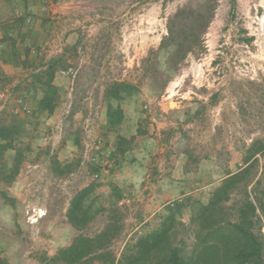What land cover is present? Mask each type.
Returning a JSON list of instances; mask_svg holds the SVG:
<instances>
[{
	"label": "rangeland",
	"instance_id": "1",
	"mask_svg": "<svg viewBox=\"0 0 264 264\" xmlns=\"http://www.w3.org/2000/svg\"><path fill=\"white\" fill-rule=\"evenodd\" d=\"M205 1L49 0L35 3H43L45 7L72 3L77 14L67 25L72 26L79 20V31L84 32L79 44L84 49L78 54L72 41L66 55L53 58L61 60L54 80L58 96L53 116L38 111L42 91L31 86L35 73L27 72L24 67L13 74L1 75L0 120L6 124L14 120L23 122L26 131L18 145L29 147L16 181L9 186L0 183V191L14 200L6 202L0 195V259L5 264H50V260L60 250L68 248L78 235L94 237L103 231L112 210L119 209L118 216L122 220L121 235L112 245L117 257L128 242L157 227L159 223L151 230L144 226L140 229L142 234L136 232L129 237L135 227L129 223L128 210L112 200L113 194L103 175L110 170L107 149L114 146L116 133L108 131L104 121L108 104L116 107L119 103L107 102L104 92L113 83L110 80L123 78L124 82L139 88L138 93L120 102L126 110L127 121L132 122L133 115L148 111L150 100L158 95L153 91L144 62L154 49L148 51L139 69H131L124 77L123 50L128 44L124 37L134 38L136 34L152 37L156 33L164 38L170 17L189 3L199 5ZM233 1H217L214 19L203 37L205 49L189 55L161 92L162 95L173 88L172 84L182 77L180 87L195 92L208 104V110L204 109L196 118L192 127L196 132L189 139L202 137L201 148L206 153H215L220 144V151L226 150L229 174L245 167L248 149L255 142H260L264 148V0H235L234 7ZM91 26L99 27L93 35ZM89 34L92 37L88 38ZM40 48L45 51L33 67L36 70L43 69L49 62L45 56L50 48ZM67 68L76 71L74 79L60 75ZM102 77L110 78L101 80ZM20 102L27 111L19 109ZM166 103L171 108L176 106L174 100ZM129 124L125 129L127 136L134 133L133 123ZM97 141L101 143L100 150L94 149ZM256 158L255 181L261 179L262 190L264 151ZM12 159L13 155H7L9 164ZM66 171L65 175L58 173ZM91 185L95 189L87 201L104 212L97 215L86 230L79 232L69 224L67 212L76 194ZM241 198L240 193L232 196L227 205L232 212ZM192 214L193 206L183 212L182 222L189 224ZM258 228L264 237V218Z\"/></svg>",
	"mask_w": 264,
	"mask_h": 264
},
{
	"label": "trees",
	"instance_id": "2",
	"mask_svg": "<svg viewBox=\"0 0 264 264\" xmlns=\"http://www.w3.org/2000/svg\"><path fill=\"white\" fill-rule=\"evenodd\" d=\"M217 1L206 0L199 5L189 3L169 18L167 36L144 62L145 72L149 74L156 95H161L189 55L205 49L203 37L214 19ZM60 63V58L52 59L32 77L31 86L42 91L38 111L48 116H53L57 109L58 88L54 80ZM138 92L137 86L127 82H113L106 88V101L119 103L116 107L108 104V131H118L124 121L120 102ZM25 131L24 123L19 120L8 124L0 120L2 184H13L20 174L29 151V147L18 145ZM263 151L262 144L255 142L248 149L245 167L229 174L206 204L199 202L193 206L189 224L182 222L185 204L179 202L166 210L157 227L128 242L120 257H117L112 245L121 235L122 220L118 216L119 209L112 210L103 231L94 237L78 235L68 248L60 250L49 263L264 264V237L258 228L264 218V189L260 190L261 179L255 181L254 174L258 164L256 157ZM9 154L13 155L11 164L7 162ZM58 173L65 175L68 171ZM94 189L95 186L91 185L77 193L68 209V222L79 232L86 230L97 215L104 212L87 201ZM237 193L242 198L232 212L227 205ZM0 195L6 202H14L4 191H0ZM0 264L5 263L0 259Z\"/></svg>",
	"mask_w": 264,
	"mask_h": 264
},
{
	"label": "crops",
	"instance_id": "3",
	"mask_svg": "<svg viewBox=\"0 0 264 264\" xmlns=\"http://www.w3.org/2000/svg\"><path fill=\"white\" fill-rule=\"evenodd\" d=\"M37 1L49 0H0V78L24 67L35 74L43 70L45 67L33 68L39 63V55L32 53L42 46L50 48L46 62L56 55H66L72 41H75L77 53L83 52L79 42L84 32L79 31V20L72 26L67 25L77 14V8L72 3L45 7L43 3L36 5ZM90 29L93 35L99 27L91 26ZM135 36L124 37L128 41L123 50L124 77L131 69H139L148 51L157 50L163 39L156 33L152 37ZM89 37L92 36L89 34ZM182 80L180 77L172 84L173 88L152 97L149 110L133 115L132 122L127 121L126 110L121 106L124 121L115 132L114 146L107 149L110 170L103 176L107 178L112 200L128 210L129 223L135 227L129 237L136 232L142 234L140 229L144 226L151 230L172 203H184V211L199 202L206 204L229 176L226 150L221 152L220 144L215 153H206L201 148L202 137L200 140L195 137L194 141L189 139L195 135L192 127L196 118L209 106L195 92L182 89ZM110 81L125 80L114 78ZM170 100L176 101L175 108L166 103ZM104 123L107 126V111ZM129 123H133L134 133L127 136L125 129Z\"/></svg>",
	"mask_w": 264,
	"mask_h": 264
},
{
	"label": "built area",
	"instance_id": "4",
	"mask_svg": "<svg viewBox=\"0 0 264 264\" xmlns=\"http://www.w3.org/2000/svg\"><path fill=\"white\" fill-rule=\"evenodd\" d=\"M45 49H40V50H32L33 54H37L39 56H42L44 53ZM60 75L62 77H66V78H72L74 79L76 77V71L73 68H67L65 70H62L60 72ZM19 109H21L22 111H27L26 108L22 105V103H19ZM145 109H148V107H145ZM94 149L96 150H100L101 149V143L100 141L96 142V145L94 146ZM174 203L170 204L171 207H174Z\"/></svg>",
	"mask_w": 264,
	"mask_h": 264
}]
</instances>
